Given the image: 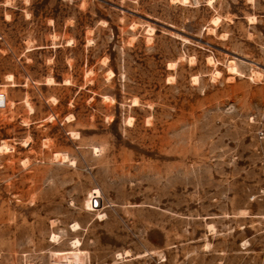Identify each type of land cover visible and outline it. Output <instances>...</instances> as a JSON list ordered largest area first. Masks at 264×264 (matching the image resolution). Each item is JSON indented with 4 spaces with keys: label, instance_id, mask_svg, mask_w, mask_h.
<instances>
[{
    "label": "rangeland",
    "instance_id": "1",
    "mask_svg": "<svg viewBox=\"0 0 264 264\" xmlns=\"http://www.w3.org/2000/svg\"><path fill=\"white\" fill-rule=\"evenodd\" d=\"M0 90V264H264V0H0Z\"/></svg>",
    "mask_w": 264,
    "mask_h": 264
},
{
    "label": "bare ground",
    "instance_id": "2",
    "mask_svg": "<svg viewBox=\"0 0 264 264\" xmlns=\"http://www.w3.org/2000/svg\"><path fill=\"white\" fill-rule=\"evenodd\" d=\"M180 1V0H179ZM186 1H188V0H182V3H185ZM178 2V1H177ZM181 3V2H180ZM132 27V26H131ZM134 27V26H133ZM148 27V26H147ZM132 29V28H131ZM147 32H148V34H149V36H150V39H151V34L153 35V33H152V28H149L148 27V30H147ZM149 39V38H148ZM149 39V40H150ZM90 44V43H89ZM211 64V63H210ZM229 64V63H228ZM168 66V65H167ZM172 66V65H171ZM229 72H234L235 71V66H234V64L233 63H230L229 64ZM227 67V68H228ZM237 71V70H236ZM216 73L217 74H219V72L218 71H216ZM112 76V75H111ZM109 78V77H108ZM107 78V79H108ZM48 80V79H47ZM48 83H51V80H48ZM136 99V98H135ZM132 105H137V100H133V103H131ZM7 105V102H6V100H5V97H4V92H3V90H0V108H4L5 106ZM129 120V119H128ZM132 121V120H131ZM27 146V145H26ZM8 150V146L6 145V144H4L2 147H1V151L2 152H6ZM97 150L95 149V152H96ZM55 155V158L57 159V161H60V160H62V159H65L64 158V156L63 157H61L59 154H54ZM65 157H67V156H65ZM67 160V159H66ZM89 194V196L87 197V199H86V201H85V206L88 208L87 210H91V211H93V206H92V201L93 200H95L96 202H98V199L101 197L100 196V192H99V190L98 189H93L91 192H89L88 193ZM99 204V203H98ZM100 207V206H99ZM98 209V208H97ZM99 210V209H98ZM97 213V212H96ZM99 215H100V212H99ZM103 215V214H102ZM78 225V224H77ZM76 225V226H77ZM74 226V225H73ZM72 231H73V228H72ZM54 236H55V234H54ZM53 235L51 236V239H52V237H53V240H54V237ZM75 243H78L77 241L75 242ZM74 243V246L75 245H77V244H75ZM71 244H73V243H71ZM78 248V247H77ZM74 249H75V247H74ZM55 258H56V260L57 261H64L66 264H79V263H81L82 262V260H83V255H82V253L78 250V249H76V251L74 250V251H72V252H70V253H58V254H56L55 255ZM54 260V259H53Z\"/></svg>",
    "mask_w": 264,
    "mask_h": 264
},
{
    "label": "water",
    "instance_id": "3",
    "mask_svg": "<svg viewBox=\"0 0 264 264\" xmlns=\"http://www.w3.org/2000/svg\"><path fill=\"white\" fill-rule=\"evenodd\" d=\"M98 205V202H96L95 200L92 201V206L96 207Z\"/></svg>",
    "mask_w": 264,
    "mask_h": 264
}]
</instances>
